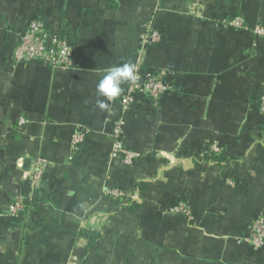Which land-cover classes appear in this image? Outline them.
I'll return each mask as SVG.
<instances>
[{
  "label": "crops",
  "instance_id": "0c3cea01",
  "mask_svg": "<svg viewBox=\"0 0 264 264\" xmlns=\"http://www.w3.org/2000/svg\"><path fill=\"white\" fill-rule=\"evenodd\" d=\"M234 14L249 28L223 22ZM32 18L71 38L74 67L14 65ZM149 20L164 35L141 54ZM259 20L264 0H0V264H264V242L247 241L264 215ZM139 58L170 87L124 114L123 142L141 152L126 164L109 156L121 108H98L96 86ZM79 126L90 134L71 154ZM18 194L28 206L13 216ZM180 202L192 216L174 210Z\"/></svg>",
  "mask_w": 264,
  "mask_h": 264
},
{
  "label": "built area",
  "instance_id": "2783aa9c",
  "mask_svg": "<svg viewBox=\"0 0 264 264\" xmlns=\"http://www.w3.org/2000/svg\"><path fill=\"white\" fill-rule=\"evenodd\" d=\"M223 22L236 29H248L245 18L241 15L225 17ZM253 32L259 37L264 38V23L258 21L251 25ZM164 31L154 24L153 20L147 21L140 33L141 54L163 39ZM74 46L71 38L58 30L49 29L45 22L39 18H32L18 35L17 44L12 52V60L15 66L27 64L33 61H45L55 68L70 69L74 67ZM143 61L139 58L135 64L137 67V80L131 82L121 95L111 100L119 104L121 115L114 123L111 136L113 138L110 160H122L126 164L135 162L141 152L125 146L122 139V128L124 126V114L128 112L132 105L137 101L138 95L150 98L155 103H159L163 93L169 90L167 83L163 81L162 72H151L142 66ZM258 110L264 116V93L258 99ZM20 124H25L28 119L20 117ZM90 130L85 126L75 128L70 137L69 151L71 154L79 152L87 138ZM42 161L35 163L33 180H38L42 175ZM106 192L118 198H127L126 191L118 188H107ZM27 197L18 194L10 204V214L16 216L20 214L27 204ZM174 210L192 216L191 205L188 202H180L174 206ZM248 243L254 248H259L264 242V215L256 216L250 224V233L247 236Z\"/></svg>",
  "mask_w": 264,
  "mask_h": 264
},
{
  "label": "clouds",
  "instance_id": "9594fccd",
  "mask_svg": "<svg viewBox=\"0 0 264 264\" xmlns=\"http://www.w3.org/2000/svg\"><path fill=\"white\" fill-rule=\"evenodd\" d=\"M137 67L132 62L109 67L97 83V96L105 99H97V107L101 110L109 105L107 101L114 100L121 95L122 84L137 80Z\"/></svg>",
  "mask_w": 264,
  "mask_h": 264
},
{
  "label": "trees",
  "instance_id": "16d2710c",
  "mask_svg": "<svg viewBox=\"0 0 264 264\" xmlns=\"http://www.w3.org/2000/svg\"><path fill=\"white\" fill-rule=\"evenodd\" d=\"M235 15H239V14H234V15H232V16H235ZM259 21H260V20H259ZM255 22H258V21H255ZM255 22L252 23V24H255ZM162 30H163V29H162ZM148 99H150V98H148ZM150 100H151V99H150ZM152 101H153V100H152ZM213 155L215 156L216 159L220 157L219 155H215V154H213ZM26 206H28V201H27Z\"/></svg>",
  "mask_w": 264,
  "mask_h": 264
}]
</instances>
